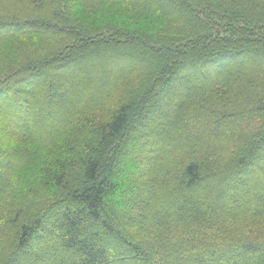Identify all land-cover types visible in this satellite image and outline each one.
Masks as SVG:
<instances>
[{
  "label": "trees",
  "instance_id": "1",
  "mask_svg": "<svg viewBox=\"0 0 264 264\" xmlns=\"http://www.w3.org/2000/svg\"><path fill=\"white\" fill-rule=\"evenodd\" d=\"M111 1L179 23V37L160 36L153 43L151 36L138 32L130 43L121 40L128 49L110 54L102 51L107 47L102 43L108 45L116 35L84 33L81 44L90 45L97 58L65 55L67 60H58L57 68H74L80 60L82 66L95 64L87 72L73 69L61 75L42 60L25 63L13 85L4 82L0 99L5 96L2 100L10 106L0 107L4 123L22 118L13 122L20 127L15 136L52 140L68 134L72 141L46 160L38 190L9 210L10 217H0V239L5 240L0 260L264 264L263 238L216 237L225 233L228 222L253 228L264 216V2L233 10L220 2L217 7L215 0H162L159 6L151 0ZM144 60L158 72L142 76L138 70L136 75L155 85L120 91L122 79L134 72L123 65ZM51 77L63 90L46 98L37 92L42 87L47 94L46 79ZM27 83L33 84L35 92L28 93L34 99L15 85ZM170 83L159 98L158 88ZM204 85L213 90L220 86L224 93H202ZM54 96L60 99L54 101ZM173 156L179 160L171 163ZM126 159L159 171V185L154 183L145 204L137 207L142 211L151 206L152 211L128 216L131 211L121 206L145 194V185L135 186L132 195L127 192L118 173ZM0 169L7 171L5 177L14 171L10 162ZM1 186L0 207L12 187L7 181ZM39 190L44 192L37 194ZM42 194L49 196L45 200Z\"/></svg>",
  "mask_w": 264,
  "mask_h": 264
},
{
  "label": "rangeland",
  "instance_id": "2",
  "mask_svg": "<svg viewBox=\"0 0 264 264\" xmlns=\"http://www.w3.org/2000/svg\"><path fill=\"white\" fill-rule=\"evenodd\" d=\"M147 1H154V4L157 6L162 4V0ZM215 1L217 7L220 6L218 3L220 2L233 10H241L244 7L251 9L257 2H259V4H263L264 2V0ZM164 7L169 8L167 5ZM179 28H181V25L169 18L149 15L142 9L131 6L130 3L126 5L111 0H0V96L1 92L5 91L4 87H6V84L4 82H8L11 85L17 82V78L14 79V77L21 68L24 67L23 65L25 63L26 65L29 62L38 64L39 61L42 62V60H45L49 62L47 63L48 69L58 72L61 75H65L66 73L69 74L73 69L83 71L82 73L90 70L95 64L89 67L87 64L86 66H82L81 60L74 63V68L69 66L64 71L57 68L58 65H60V61L59 63L57 62L58 60H67V58L72 56L78 57L84 54L90 57V59L97 58L98 53L90 52V45L85 46L81 44L83 43L82 38L85 35L84 33L87 35L104 32V34H107L105 37L116 35L111 38L108 45L107 41L103 40L102 46L106 44L105 46L109 49L107 47L104 49L101 47L103 52L107 51L112 54L116 53V51L120 52L128 49L129 47L121 46V40L123 39L130 43L131 35L135 33L141 32L142 34H147L151 36L153 43H156L159 41L157 38L159 39L162 36L169 38L179 37ZM33 32H37L38 34H33ZM13 33L16 35L11 37ZM4 34H9V37H5ZM126 36L129 39L126 38ZM74 44H76L78 48H68V46L71 47ZM79 46H83V49ZM65 55L68 57L64 58ZM157 64L159 66V63ZM153 66L154 63L150 64L145 60L144 62H133L129 65L124 64L123 67L132 68L134 72L131 77H124L122 79V82L118 86L120 91H124L127 87H133L136 90H148L153 87L155 85L154 80H146L145 82L142 80V76H144V73L147 71L153 70L154 73L158 72V69H155ZM138 70L141 72L142 76L136 75ZM160 72L161 71H159V74ZM44 75L45 73L41 72L40 76L43 77ZM213 78H217V76H213ZM53 79L52 77L46 79L49 83H47L46 95L42 87H40L37 93L46 98H50V93L53 91L58 93L62 91L63 87L59 88V81ZM94 82L97 84V81ZM189 83L190 82H188V84ZM171 84L172 83L168 84V86L163 85L158 88L159 98L165 94ZM15 85L24 88V90H26L25 95L34 99V96L28 93L35 92L33 84ZM206 86L207 85L201 86L203 89L202 91H205L202 93H211V90L220 93V95L224 93V89L222 87L220 88V86H216L214 90L211 86H207L206 90ZM225 90L228 91V89ZM198 91L199 90L195 92L198 93ZM90 92L92 91L90 90ZM143 96L147 95L143 94ZM2 98L6 99V97H1L0 107H5L6 110H8L10 106H7V100H2ZM68 98H70L69 95ZM58 99L60 98L54 96V101ZM9 113L14 114L13 110H10ZM55 113H59V111H55ZM5 119V114L0 110V164L10 162L14 171L10 172V174L8 173L7 177H5L4 175L7 174V171H4V168L0 169L1 184L4 185L7 181L12 186L11 192L7 193L1 204L0 217L9 210L19 207L25 196H28L32 191L38 190L37 185L40 182L42 176L41 170L46 160L52 155L63 152V143L72 141L68 134H64L52 140L45 137L38 138L39 140H28L23 137H17L13 132L18 131L20 127H14L13 122L16 124L22 121V118L13 117L11 120L8 119L4 123ZM8 121L12 122V124L8 125ZM60 124L61 123L58 122L54 127L57 128ZM47 125L49 124H46V126ZM21 128L28 129V126H23ZM131 147L130 143L126 145L125 149H130ZM126 153L127 152H125V154ZM141 155L147 154L146 152H142ZM176 157L177 156L172 157L171 163H173ZM175 160L178 161L179 158ZM118 173L126 180L125 188L127 192H130V195H132L133 190H135V186L143 187L148 184L146 187H143L145 193L143 198H130L121 205L131 211L128 216H136L137 214L152 211L153 207L151 206L145 210L141 209L142 211L137 210V207L141 202L143 205L145 204L144 202H146L149 196L147 193L148 189L152 187L154 183L159 185V171L155 173L150 170L147 165L135 163L130 159H126L120 166ZM144 182H146V184H144ZM1 184L0 187H2ZM42 192L44 191L39 190L37 194ZM48 196L49 194L41 195L42 198L45 197V200ZM135 202L138 203L134 205ZM142 208H144V206ZM119 211L126 215L123 208H120ZM8 214L10 213H7V216H9ZM252 227L253 228L242 226L237 223L232 225L228 222L225 225V233L221 232L217 234L216 237H231L241 241V238H244L243 236L247 237L248 235L255 240H260L259 238H263L264 240V216L257 219ZM4 243L5 240L1 238L0 249L4 246ZM3 262L4 259L0 260V264H8V261Z\"/></svg>",
  "mask_w": 264,
  "mask_h": 264
}]
</instances>
